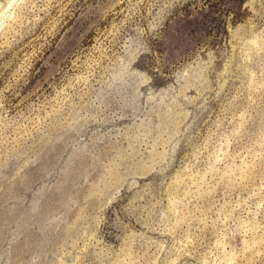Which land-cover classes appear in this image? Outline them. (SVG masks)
I'll list each match as a JSON object with an SVG mask.
<instances>
[{
	"label": "rangeland",
	"instance_id": "1",
	"mask_svg": "<svg viewBox=\"0 0 264 264\" xmlns=\"http://www.w3.org/2000/svg\"><path fill=\"white\" fill-rule=\"evenodd\" d=\"M0 264H264V0H0Z\"/></svg>",
	"mask_w": 264,
	"mask_h": 264
}]
</instances>
